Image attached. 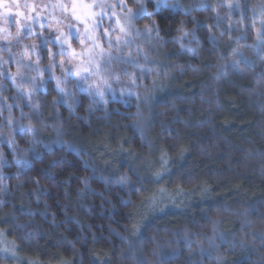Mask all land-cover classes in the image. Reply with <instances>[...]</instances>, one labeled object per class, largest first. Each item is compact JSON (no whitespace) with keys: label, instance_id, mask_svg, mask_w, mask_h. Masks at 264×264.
<instances>
[{"label":"trees","instance_id":"1","mask_svg":"<svg viewBox=\"0 0 264 264\" xmlns=\"http://www.w3.org/2000/svg\"><path fill=\"white\" fill-rule=\"evenodd\" d=\"M168 3L138 19L167 51L168 93L58 104L99 159L42 129L0 146V264H264V0ZM151 186L186 202L153 218Z\"/></svg>","mask_w":264,"mask_h":264},{"label":"rangeland","instance_id":"2","mask_svg":"<svg viewBox=\"0 0 264 264\" xmlns=\"http://www.w3.org/2000/svg\"><path fill=\"white\" fill-rule=\"evenodd\" d=\"M134 1L140 5L139 10L131 8L128 0H18V6L6 0L12 14L7 17L0 15V146L11 145L16 150L20 147L19 151L22 152L23 146L15 139L17 134L32 146L38 131L42 129L41 132L44 131L39 138L43 141L51 136L57 140L66 139L68 145L80 142L95 161L100 157L94 149L97 145H87L85 141L88 137L82 133L80 123L67 124L61 118L58 104L69 105L73 111L75 104L84 96L99 104H107L111 100L130 104L131 99L128 98L141 99L144 95L149 106L151 97L168 93L172 75L167 67V51L159 42L154 23L138 26V19L149 11L143 4L144 0ZM155 1L162 6L169 4V0ZM3 12L4 9H0V13ZM17 12L21 15H16ZM117 37L121 38L119 42ZM65 40L67 43H64L62 49L61 43ZM109 40L112 41L111 47ZM125 40L127 44L123 43ZM50 43V64L44 67L40 64L41 50L46 49ZM101 49L115 57L104 73L106 83L100 77L93 76L89 83L82 82L77 87L75 73L69 75L62 72L61 65L63 68L74 64L87 66L89 58ZM25 65H31V68ZM159 75L164 77V81L160 80L157 86L153 80ZM61 77L58 88L57 78ZM50 81L55 84L58 92V98L53 104L42 97ZM98 84L102 94H95ZM9 85L11 87L8 89ZM109 125L115 126V123L105 121L97 124L92 128L91 136L99 135V138H103L101 134L106 132ZM139 166L148 167L147 163ZM152 184L154 186L156 183ZM155 191L157 189L151 186L152 194L143 207L145 214L153 218L164 217L165 206L179 209L186 202L182 197L174 198L167 194L164 189L157 193Z\"/></svg>","mask_w":264,"mask_h":264},{"label":"snow or ice","instance_id":"3","mask_svg":"<svg viewBox=\"0 0 264 264\" xmlns=\"http://www.w3.org/2000/svg\"><path fill=\"white\" fill-rule=\"evenodd\" d=\"M11 4L18 6V0H11ZM74 9H75V3L73 5ZM0 9H4L3 13H0V15H4V16H11L12 12H11V7L9 6V4L6 2V0H0ZM141 11H143V6H141ZM264 14V13H262ZM16 15H21V13L17 12ZM77 19H79V17H77ZM124 29L121 28V32H123ZM70 34H71V29H70ZM120 37H117V41H120ZM64 43H67V40H65L64 42L61 43V48L63 49V45ZM83 43V41H82ZM109 46H112V41L109 40L108 41ZM124 44H127L128 41H123ZM93 46L96 47L97 45L95 44V42H93ZM64 51H66V49H64ZM83 53H81L82 55ZM99 58V59H97ZM115 59V57H113L111 55V53H105L103 49L100 50V52L96 53L95 56H91L89 58V62L87 66H80V65H72L69 68H63V66L61 65L62 68V72H65L69 75L73 74V72L75 73V76L77 77V81H76V86L80 87L81 83H89L91 81V78L93 76L96 77H100L104 83H106V80H104V73L107 71V65L111 62V60ZM25 67H29L31 68V65H25ZM35 71H39V69H33ZM62 77L61 78H57V87L59 88V85L61 83ZM89 90L91 91V85H89ZM61 92H63V89H61ZM95 94H102L101 91V87L100 85H96L95 87ZM31 130V129H29Z\"/></svg>","mask_w":264,"mask_h":264},{"label":"flooded vegetation","instance_id":"4","mask_svg":"<svg viewBox=\"0 0 264 264\" xmlns=\"http://www.w3.org/2000/svg\"><path fill=\"white\" fill-rule=\"evenodd\" d=\"M37 27H39V25H38V24H37ZM40 28H41V27H40ZM49 46H51V43H50V44H48V46H47V47L50 49V47H49Z\"/></svg>","mask_w":264,"mask_h":264}]
</instances>
